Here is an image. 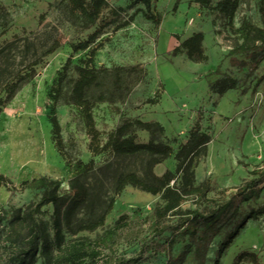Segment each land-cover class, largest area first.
<instances>
[{
	"label": "rangeland",
	"instance_id": "rangeland-1",
	"mask_svg": "<svg viewBox=\"0 0 264 264\" xmlns=\"http://www.w3.org/2000/svg\"><path fill=\"white\" fill-rule=\"evenodd\" d=\"M151 1L153 13L161 16L160 23L144 16L145 4L140 0H108L97 24L87 28L82 14L70 12L69 0H0V98L6 95L7 82L14 80L20 71H29L34 61H38L34 75L22 83L0 113V173L13 182L0 184L1 215L2 208L24 211L41 196V188L23 186L26 180L40 176L59 179L61 193L67 197L71 179L80 177L88 184L90 195L77 212L73 226L64 225L66 239H96L120 215L127 213L130 225L120 233L114 254L130 257L139 252V240L147 234L145 218L163 199L161 193L153 194L131 184L117 192V178L134 172L147 179L149 162L156 155L92 154L84 119L69 99L78 77L77 66L89 56V49L74 52L73 45L97 28L102 32L91 48L102 44L93 62L100 70L97 83L87 90V97L95 102L93 114L103 142L125 119L159 122L164 131L153 135L155 142L170 144L174 151L154 164L153 172L162 175L170 169L176 173L172 184L182 186L181 175L176 171L179 165L176 153L183 144L193 141L190 136L193 130H197V135L208 133L210 141L196 157L192 175L196 185L208 180L211 186L208 197L217 200L228 197L249 180L254 169L264 168L261 41L256 38L244 41L215 7L216 1L202 7L183 0L176 11H173L175 0ZM244 20L263 26L259 0L240 1L234 28ZM193 31H203L205 35L208 59L203 62L190 60L181 46ZM55 41L56 50L46 54ZM243 45L250 48L241 49ZM178 46L181 49L174 54ZM69 57L72 62L63 92L56 101L55 79ZM233 80L235 86L219 94L218 90ZM54 113L62 126L64 153L55 144L51 123ZM133 131L141 141L152 137L138 126ZM91 159L94 170L86 172L79 162L87 163ZM111 199L113 206L103 224L94 230H79L81 222L99 218ZM263 203L264 189L258 199L241 204L239 215ZM196 206L192 196L185 197L182 203L183 210ZM42 210L38 218L53 236L54 205L49 203ZM235 221L236 218L224 224L215 236L205 264H214L219 244ZM7 231L9 223L5 218L0 221V264H6L19 250L17 242L9 246ZM187 242V237L179 239L174 250L179 251ZM242 250L258 253L264 264V214L247 222L219 264H232ZM103 253L110 254L107 249ZM167 261L168 255L162 252L149 255L140 264H167ZM197 261L192 251L183 264ZM34 264H44V258L38 256Z\"/></svg>",
	"mask_w": 264,
	"mask_h": 264
},
{
	"label": "trees",
	"instance_id": "trees-1",
	"mask_svg": "<svg viewBox=\"0 0 264 264\" xmlns=\"http://www.w3.org/2000/svg\"><path fill=\"white\" fill-rule=\"evenodd\" d=\"M140 1L145 4L144 16L155 23H160L161 16L154 14L152 11V1ZM182 1L175 0L173 11L178 9ZM188 1L189 4L196 3L202 7H209L216 1L215 7L225 15L228 24L240 33L244 41L256 38L261 41L264 48V0H259L263 26L260 27L244 20L237 28H234V19L241 0ZM69 2L70 12L74 15L82 14L87 28L97 24L102 9L108 4V0H69ZM101 32V28H97L86 39L73 45L74 52L89 49V56L87 59L82 60L83 64L77 66L78 77L73 83L69 99L79 109L84 119L87 133L90 136L89 150L92 154L112 152L116 155H133L140 152H149L156 155V158L149 162L146 172L147 179L139 177L134 172L120 174L117 178V192H120L126 185L131 184L153 194L161 193L163 202L156 205L145 218L147 234L139 240L140 249L137 255L118 257L114 254V246L120 233L130 225L129 214L120 215L115 224L96 239L78 237L67 240L63 227L64 225L68 228L73 226L77 212L87 202L90 195L88 184L80 177L71 179V192L66 197L61 193V181L59 179L40 176L26 180L23 182L24 187L41 188L42 194L24 211L2 208L4 214L1 215L0 213V221L6 218L9 223L6 240L9 241V246L17 242L19 249L16 256L10 257L6 264H34L38 256L44 258V264H91L98 261H100V264H140L149 255L162 252L168 255L167 264H183L192 251L198 260L196 264H205L207 251L215 236L220 233L224 224L230 223L236 218V221L220 242L216 252L214 264H219L221 257L247 222L264 214L263 203L258 207H251L248 212L239 215L240 206L244 201L258 199L261 196L264 189V168L254 169L249 180L237 186L228 197L217 200L208 197V192L211 190L209 181H205L203 185H196L192 175L196 157L200 155L202 148L210 141L208 133L200 132L197 135V130H193L190 135L193 141L189 144H183L176 153L179 161L176 171L181 175L182 186H179L176 182L172 184L176 173L170 169L162 175H156L153 172L154 164L162 162L174 151L173 146L170 144L155 142L153 135L157 131H164V127L159 122L125 119L108 134L107 140L103 142L101 131L96 125L93 114L95 102L87 97V90L97 83L100 68L95 66L93 62L96 51L102 44H97L92 48L91 45L97 41ZM204 38L203 31H196L182 41L181 46L190 60L203 62L208 59ZM57 47L58 42L55 41L45 53L50 54ZM240 48L247 50L250 47L243 45ZM180 49V46L176 47L173 53L176 54ZM71 62L72 57H69L55 79L54 95L56 101L63 92V82L67 78ZM37 63L38 61L35 60L34 65ZM34 65L31 66L29 71H20L14 80L5 84L6 95L4 98H0V113L3 107L14 97L22 83L34 75ZM234 86L235 81L233 80L223 85L218 92L223 94L227 89ZM51 123L55 144L58 150L64 153L62 126L56 113L51 116ZM135 126L147 130L152 137L148 141L139 140L137 133L133 131ZM79 163L86 172L94 170L93 159L87 163L82 161ZM10 183L13 184L12 180L5 174L0 173V184L9 185ZM227 190L224 189V191ZM189 196L194 197L197 206L193 209L183 210L182 203L185 197ZM113 201L114 199L110 200L107 209L99 218L81 222L78 226L79 230H94L103 224L107 213L113 206ZM49 203L54 205L52 215L53 236H51L44 222L38 218L43 211V207ZM186 237L188 242L182 249L175 251L174 247L178 240H184ZM106 249L109 250L110 254L103 253ZM244 261H249L251 264H263L258 253L249 250L238 252L232 264H241Z\"/></svg>",
	"mask_w": 264,
	"mask_h": 264
},
{
	"label": "crops",
	"instance_id": "crops-1",
	"mask_svg": "<svg viewBox=\"0 0 264 264\" xmlns=\"http://www.w3.org/2000/svg\"><path fill=\"white\" fill-rule=\"evenodd\" d=\"M193 32H196V31H193ZM193 32H192V33H193ZM192 33H190L188 36H186V38L189 37L190 35H192Z\"/></svg>",
	"mask_w": 264,
	"mask_h": 264
}]
</instances>
